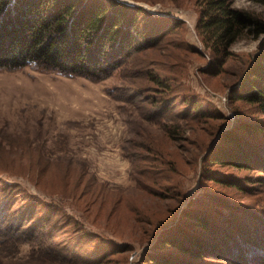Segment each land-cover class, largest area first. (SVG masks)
Instances as JSON below:
<instances>
[{
	"label": "rangeland",
	"instance_id": "374dc122",
	"mask_svg": "<svg viewBox=\"0 0 264 264\" xmlns=\"http://www.w3.org/2000/svg\"><path fill=\"white\" fill-rule=\"evenodd\" d=\"M115 1L149 14L137 22L152 23L158 45L145 62L135 51L122 71L100 80L30 65L0 68V232H12L20 247L0 242V264L20 262L30 250L34 237L22 230L31 216L48 217L55 231L48 228L45 245L61 249L67 264H151V256L170 264H263L264 135L239 125L264 119L234 98L260 39L240 38L214 73L194 0ZM234 4L264 12L248 0ZM149 70L168 84L163 74L179 76L174 92L147 79ZM225 133L239 142L245 166L227 164L236 153ZM230 175L238 189L223 181ZM62 188L75 189L76 199L50 195ZM185 210L205 217L214 242L181 224ZM15 220L18 229H10ZM194 238L202 257L175 251Z\"/></svg>",
	"mask_w": 264,
	"mask_h": 264
},
{
	"label": "trees",
	"instance_id": "16d2710c",
	"mask_svg": "<svg viewBox=\"0 0 264 264\" xmlns=\"http://www.w3.org/2000/svg\"><path fill=\"white\" fill-rule=\"evenodd\" d=\"M248 1L264 5V0ZM194 3L198 8V35L204 47L214 55L211 58L214 73L224 69V65L235 54L233 45L240 38L252 36L260 39L262 46L251 57V63L243 68L242 87L234 98L254 106L264 119V12L237 6L234 0H194ZM141 14L149 15L148 12L141 11L140 7L115 0H0V68L11 70L30 65L41 71H55L65 76L80 75L92 80L104 79L114 70L122 71L129 56L135 51L143 52L142 63L145 62L148 51L158 45L152 44V23L142 25L137 22ZM163 75L171 81L170 84L150 70L146 73V78L155 79L166 86L167 94L170 95V92H174L173 82H176L179 76ZM205 113L207 112L202 111L197 115ZM239 126L248 135H264V125L257 122L241 121ZM166 130L168 138L175 139L176 130L170 126H167ZM222 136V140L232 137L230 134L226 136V133ZM188 137L190 141L191 135ZM227 141L236 153L227 154V164L245 166L247 160L238 151L239 142L234 139ZM194 145L198 146L197 143ZM206 171L205 174L208 175L212 170ZM230 176L231 181H223L238 189L237 177ZM16 193L17 191L14 194ZM50 195L76 199L78 194L73 188H62L56 194L54 191L50 192ZM33 199V196H30V200ZM189 212L184 211L185 220H182L181 224L193 231L202 230L203 234L213 241L215 232L205 217ZM30 218L34 219L33 216ZM33 219L22 230L29 238L34 237V240H29L30 250L20 262L10 264H24L23 260H27V264H67L61 249L57 251L45 245L48 241L46 237L49 236L48 228L53 227L48 217ZM17 223L16 220L10 221L8 225L10 229L16 230ZM194 239V245H179L178 248L175 246V251L202 257L203 254H200L202 252L198 249L201 244ZM8 241L13 242V249L20 248L18 238L12 236V232H0V242ZM58 243L51 242L55 246ZM168 244L171 245V241ZM168 244H163L162 247ZM65 251L68 252V249ZM151 259L154 260L151 264H170L168 258L151 256ZM262 263L264 264V260Z\"/></svg>",
	"mask_w": 264,
	"mask_h": 264
}]
</instances>
